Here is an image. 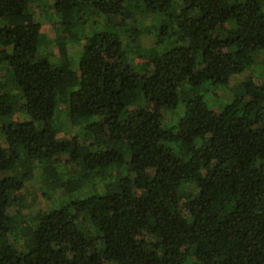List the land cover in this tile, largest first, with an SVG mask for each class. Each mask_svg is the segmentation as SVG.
<instances>
[{
    "label": "trees",
    "instance_id": "16d2710c",
    "mask_svg": "<svg viewBox=\"0 0 264 264\" xmlns=\"http://www.w3.org/2000/svg\"><path fill=\"white\" fill-rule=\"evenodd\" d=\"M27 2L0 0V264H264V0H51L56 57ZM82 14L104 26L78 33ZM233 76L243 94L213 112L199 82ZM59 106L72 135L55 136ZM32 179L52 197L24 221L9 208L37 200Z\"/></svg>",
    "mask_w": 264,
    "mask_h": 264
},
{
    "label": "rangeland",
    "instance_id": "374dc122",
    "mask_svg": "<svg viewBox=\"0 0 264 264\" xmlns=\"http://www.w3.org/2000/svg\"><path fill=\"white\" fill-rule=\"evenodd\" d=\"M48 1L50 3L51 0H35L39 8L36 7L35 3L33 0H28L27 5L29 9L33 12V14L37 17V20L41 21V34L40 37L42 38V43L40 44V51L46 52L48 49L52 51V57L57 56V49L55 47H52V40L54 38L53 35V20L54 16L51 13V10L45 8V5L48 4ZM86 12V10H85ZM52 16V17H50ZM87 17L85 19L84 23H80L77 28V32L80 34L84 33H91L94 30L102 28L104 25V18L99 17V16H89L88 14H83L81 15V18ZM145 16V11H138L137 13V22H136V27L135 31L131 32L133 36V41L130 42V47L134 50H137L138 54H135L134 56L131 57L130 63L133 65L134 68L136 69H141L142 67H145L148 61L147 58V49L149 48L150 41L152 40L150 32V21L149 17ZM81 20V19H80ZM93 24H91V23ZM121 31V30H120ZM123 31L130 33L128 28L123 29ZM79 34V35H80ZM125 40L126 38L123 37ZM81 41L79 42V44ZM46 44V45H45ZM79 47L78 43L73 41L71 43V47H69L68 52H69V60L73 62V69L76 68V63H77V56L74 53L76 49ZM139 50V51H138ZM262 54L260 57H257L258 62L262 63V60L264 58V52H261ZM75 54V55H74ZM257 59L256 62L253 61V63L249 67L250 72H254L255 70L259 71V67L257 64ZM71 66V67H72ZM258 66V68H257ZM4 65L1 64L0 68L4 69ZM6 71V67H5ZM231 85L228 84L226 86H220L217 84L209 83L206 80H201L198 84V92L202 96L203 100L205 101V104L207 107H209L213 112H218L222 106L229 102V100L232 98V95L234 96H241L243 94V89L241 85L238 82V79L233 76L231 77ZM6 91L10 94L14 92V87L12 85L8 86L6 88ZM181 108L180 105L176 108L175 111L168 112L166 111L164 113L165 118H163L162 124L166 125H171L173 124L178 116L181 114ZM22 113L17 112L16 114H13L10 116V119L12 120H21L22 119ZM57 119L56 123L54 125V131H55V136L56 137H64V136H69L73 134V128L71 129L68 125V123L65 121L64 114H63V107L59 106L57 109ZM2 139V132L0 129V141ZM57 163L61 164V166H56L59 169H62V173L60 175H64L66 173V168L67 166L65 165V156L64 155H57L56 156ZM76 172H70L67 173L68 176L70 177H76ZM114 173H117V169H115ZM33 181V179L30 181V183ZM32 187L37 193V200H32L30 195L28 194V188L26 189H20L15 191L14 193V207L9 208V214H13L14 211L18 210L20 211L21 215L20 217H24V221H32V219L39 217L40 215L43 214L42 210H44L48 206V201L51 199V195L49 198V195L44 196L41 194V191L43 190L41 184L38 182V180H35L32 182ZM92 189L87 187L85 190L84 194L86 193L87 195L92 193ZM85 194V195H86ZM19 204H21V207H19ZM17 205V206H16ZM22 217V218H23ZM22 220V219H21ZM20 220V221H21ZM2 242V241H1Z\"/></svg>",
    "mask_w": 264,
    "mask_h": 264
}]
</instances>
